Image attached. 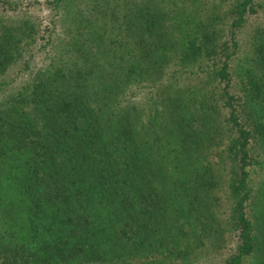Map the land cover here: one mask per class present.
<instances>
[{
  "label": "trees",
  "instance_id": "1",
  "mask_svg": "<svg viewBox=\"0 0 264 264\" xmlns=\"http://www.w3.org/2000/svg\"><path fill=\"white\" fill-rule=\"evenodd\" d=\"M254 5H229L232 50L216 35L219 5L200 0H91L74 16L57 58L0 105V264H211L220 251L222 264H264V185L250 184V143L264 145V32L251 35L245 98L229 90L235 28ZM26 29L0 23V74ZM172 63L209 67L223 105L214 91L166 87L137 103L128 90L155 91ZM221 106L231 134L218 165ZM230 232L235 246H220Z\"/></svg>",
  "mask_w": 264,
  "mask_h": 264
},
{
  "label": "rangeland",
  "instance_id": "2",
  "mask_svg": "<svg viewBox=\"0 0 264 264\" xmlns=\"http://www.w3.org/2000/svg\"><path fill=\"white\" fill-rule=\"evenodd\" d=\"M91 0H68L56 7L54 0H0V23L17 22L26 23L27 29L24 34L23 44L17 59L12 63L4 73L0 74V105L5 101L6 97L14 93L23 84L29 82L35 73L49 64L51 60L56 59L57 55L63 50V45L69 35H73L74 16L77 18L81 10H87L89 13ZM234 0H200L203 10H208L219 5L218 13L221 15L220 20L216 23L217 38L224 42L230 49L231 39L229 37V21L231 14L228 13L230 3ZM255 5L246 11L244 20L238 28H235V39L237 41L236 53L230 61V70L233 80L231 81L229 90L232 94H236L240 100L245 98V86L243 72L250 65L252 49L250 47L251 35L258 30L264 32V0H254ZM89 4V5H88ZM88 5V7H87ZM162 5V4H160ZM159 5V6H160ZM87 17L89 14L85 13ZM86 17V19H88ZM224 60L223 54H218L213 59L206 62L209 65L218 66ZM209 67L198 66L195 68H186L183 70L175 64H171V68H167V73L163 79L157 84V89L149 84H143L133 89H129L132 98L144 105L150 102V96L154 98L157 90L161 91L164 87L181 93H188L189 89H201L202 91H214L215 98H219L222 102L221 87L222 82L215 81L207 74ZM178 86V87H177ZM164 93H161V95ZM227 110L220 107L219 123L222 129L216 131L213 139L212 154L209 156L212 163H217L219 154L224 147L225 142L231 134L224 125V118ZM246 118L244 114H240ZM251 144V156L253 164L250 167V184L256 189L264 185V145H258L255 142ZM219 165V164H218ZM221 177H225L224 170L217 168ZM220 194L219 213L228 209L229 199L222 191ZM235 234L226 233L220 246H226L230 249L235 246ZM230 247V248H229ZM225 251L216 252L212 258L211 264H222V257Z\"/></svg>",
  "mask_w": 264,
  "mask_h": 264
}]
</instances>
